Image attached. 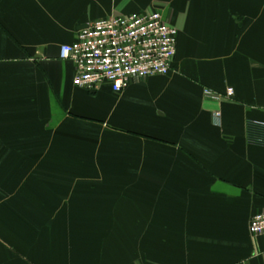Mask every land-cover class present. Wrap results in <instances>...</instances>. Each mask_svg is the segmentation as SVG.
<instances>
[{
    "label": "crops",
    "instance_id": "crops-1",
    "mask_svg": "<svg viewBox=\"0 0 264 264\" xmlns=\"http://www.w3.org/2000/svg\"><path fill=\"white\" fill-rule=\"evenodd\" d=\"M155 10L168 75L74 84L63 44ZM261 211L264 0H0V264H264Z\"/></svg>",
    "mask_w": 264,
    "mask_h": 264
},
{
    "label": "built area",
    "instance_id": "built-area-1",
    "mask_svg": "<svg viewBox=\"0 0 264 264\" xmlns=\"http://www.w3.org/2000/svg\"><path fill=\"white\" fill-rule=\"evenodd\" d=\"M177 35V28L159 10L115 14L81 29L73 43L61 46L60 58L74 63L75 85L98 90L108 83L115 93H122L133 80L172 71ZM204 93L217 103L223 98L210 89ZM233 95L229 88L225 97ZM213 117L220 123V108L213 112ZM250 232L254 236L264 235V211L253 216Z\"/></svg>",
    "mask_w": 264,
    "mask_h": 264
}]
</instances>
